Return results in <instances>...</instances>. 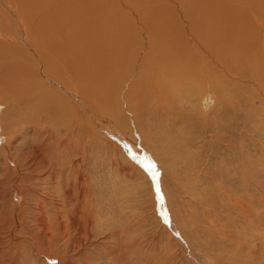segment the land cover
<instances>
[{
  "label": "rangeland",
  "instance_id": "rangeland-1",
  "mask_svg": "<svg viewBox=\"0 0 264 264\" xmlns=\"http://www.w3.org/2000/svg\"><path fill=\"white\" fill-rule=\"evenodd\" d=\"M247 67L217 94L182 79L190 99L71 115L38 114L0 67V264H264V65Z\"/></svg>",
  "mask_w": 264,
  "mask_h": 264
},
{
  "label": "bare ground",
  "instance_id": "bare-ground-1",
  "mask_svg": "<svg viewBox=\"0 0 264 264\" xmlns=\"http://www.w3.org/2000/svg\"><path fill=\"white\" fill-rule=\"evenodd\" d=\"M251 2L0 0V67H7L4 76L23 81L38 114L52 108L71 115L76 102L85 112L95 100L110 110L125 103L127 111L137 105L132 99H190L195 89L184 90L182 79L204 80L209 94H217L254 82L247 65L257 72L264 65V0ZM130 68L139 78L123 88ZM123 130L114 132L126 141Z\"/></svg>",
  "mask_w": 264,
  "mask_h": 264
}]
</instances>
